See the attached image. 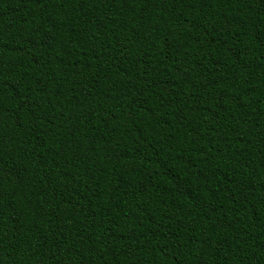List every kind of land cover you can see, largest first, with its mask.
Returning <instances> with one entry per match:
<instances>
[{"label":"trees","instance_id":"trees-1","mask_svg":"<svg viewBox=\"0 0 264 264\" xmlns=\"http://www.w3.org/2000/svg\"><path fill=\"white\" fill-rule=\"evenodd\" d=\"M0 264H264V0H0Z\"/></svg>","mask_w":264,"mask_h":264}]
</instances>
